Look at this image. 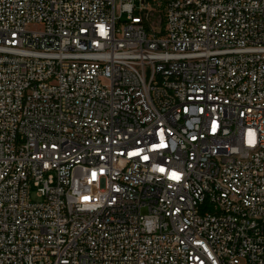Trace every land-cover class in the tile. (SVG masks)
I'll return each mask as SVG.
<instances>
[{"label":"built area","instance_id":"built-area-1","mask_svg":"<svg viewBox=\"0 0 264 264\" xmlns=\"http://www.w3.org/2000/svg\"><path fill=\"white\" fill-rule=\"evenodd\" d=\"M0 264H264V0H0Z\"/></svg>","mask_w":264,"mask_h":264},{"label":"bare ground","instance_id":"bare-ground-1","mask_svg":"<svg viewBox=\"0 0 264 264\" xmlns=\"http://www.w3.org/2000/svg\"><path fill=\"white\" fill-rule=\"evenodd\" d=\"M235 160V153H224V161Z\"/></svg>","mask_w":264,"mask_h":264},{"label":"rangeland","instance_id":"rangeland-1","mask_svg":"<svg viewBox=\"0 0 264 264\" xmlns=\"http://www.w3.org/2000/svg\"><path fill=\"white\" fill-rule=\"evenodd\" d=\"M33 199H35V198L33 197Z\"/></svg>","mask_w":264,"mask_h":264}]
</instances>
